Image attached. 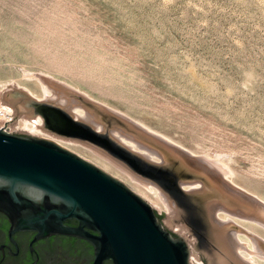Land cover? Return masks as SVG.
I'll return each instance as SVG.
<instances>
[{"label": "rangeland", "instance_id": "1", "mask_svg": "<svg viewBox=\"0 0 264 264\" xmlns=\"http://www.w3.org/2000/svg\"><path fill=\"white\" fill-rule=\"evenodd\" d=\"M45 76L73 98L88 95L105 104L107 127L134 131L130 122L145 135L152 133L142 140L151 147H180L227 165L231 173L225 181L264 203V0H0V89L7 93L15 85L31 98L32 93L43 97ZM17 101L22 104L20 99L10 104ZM33 103L26 106L57 135L121 161L123 167H117L91 147L63 142L152 204L165 226L188 240L192 264H212L218 250L212 223L209 232L201 227L199 211L179 198L175 179L150 166L161 160L57 104ZM16 134L41 136L28 130ZM124 168L149 180L153 191ZM155 188L175 200L193 233L181 234L166 222L167 213L155 204ZM209 188L216 189L211 182ZM237 221L245 230L258 229L264 248V231ZM239 237L250 248L246 233Z\"/></svg>", "mask_w": 264, "mask_h": 264}, {"label": "water", "instance_id": "2", "mask_svg": "<svg viewBox=\"0 0 264 264\" xmlns=\"http://www.w3.org/2000/svg\"><path fill=\"white\" fill-rule=\"evenodd\" d=\"M151 148L161 162L150 161L160 167L150 166L175 179L179 198L197 208V221L209 232L210 201L198 195L204 181L187 169L198 168L201 161L181 153L185 166L180 167L179 158L166 163L162 152ZM194 183L202 187H181ZM0 211L8 216L12 230H34L37 239L62 234L88 240L94 247L92 264L106 260L192 264L188 240L169 230L147 200L119 178L45 137L0 129ZM213 218L219 220L215 214ZM70 219L78 225L67 224Z\"/></svg>", "mask_w": 264, "mask_h": 264}, {"label": "bare ground", "instance_id": "3", "mask_svg": "<svg viewBox=\"0 0 264 264\" xmlns=\"http://www.w3.org/2000/svg\"><path fill=\"white\" fill-rule=\"evenodd\" d=\"M45 78L47 77L45 76ZM49 79L50 78L43 79V80L40 79V81L44 83V85L42 84L44 86L43 97H35L34 93H32L31 94L32 98H31L29 92L26 93L23 90H19L17 89L15 85H13V88H16V89H9V90L6 89L7 93H5L4 100H6L7 102L9 101L8 103H10V100L15 102V100L20 99V101L22 102L21 104L19 101H17L14 105H17L19 110L22 111L20 126H22L23 129L28 130L34 134H40L41 137L51 139L59 143L62 146H64L63 142H66V141L72 142V143L74 142L82 143L84 146L91 147L94 152L102 156L105 160L116 165L117 167H120L123 165V164L120 165L121 161L119 164V161L118 162L115 161V158L112 159L108 154H103V152H101L99 149L94 148V146L93 147L90 146L86 142H82V140L80 141V140L73 139L70 137H64V136L57 135L52 129H50L46 125V122L44 121V117L41 116L40 114H37L39 119L37 118L36 123H34L31 120V116L32 114H34V108H32L31 106H28V107H31V108H28L26 106V103L28 105H30V103L31 105H35V103H33L34 101L37 102V100H46L48 102L61 106V108H64V110L68 111L75 118L81 119L82 121H85L91 124L92 126H94L100 131L108 130L109 133L114 138L130 146L132 149H134V151L137 150L150 159H153L156 161L161 160L160 155L156 153V151L153 150L148 144L143 142L145 140L143 138H145V136H148V135L150 138L151 137L150 134L152 133L148 132V135H145L146 132H144L143 130L141 131V129L136 127L137 125L135 126L134 124L133 126V123L130 124V122H127L129 123V125L127 126L129 127V129L131 128L134 131L123 129L121 127H118L117 125L111 128L107 127L103 119V115H102L104 111H106L105 104L99 103L96 100L94 101L91 99L90 100L87 99L88 95L86 96V98L84 97L85 99L75 98V97L73 98L72 96H69V93H67L66 87L61 88L58 86V84L56 85V82L54 84V82H52V80L50 81ZM109 111L111 114V109ZM118 112L119 111H117L116 113ZM122 114L120 113V115H117V114L116 115L121 116V119L123 118V121H124L125 120L123 117L124 115ZM125 118H128V117H125ZM162 142H161V145H162ZM154 143L156 144V142ZM158 147L159 148L157 147L156 148L162 152L166 163L171 162L173 158H179L180 159L179 166L180 167L185 166L184 160L180 158L181 153H186L187 155L193 156L199 159L202 163L201 166H199L198 168H193V167L191 168L187 166V169L188 171L194 172V174L197 177H200L203 179L204 181L203 187H205L206 189L202 187V191H199L198 195L201 196L203 201H210V203L209 204L207 203V206H206L207 207L206 208L207 217L209 219V222L212 223V226H211L212 227L211 235L213 237L212 241L215 243L214 245H216L217 247L216 249H218V250L214 249L215 252L213 250L214 253L211 254L212 264H233V263L235 264H260L256 261V258L264 259V248L262 246L263 241L262 239L259 238V235H261V232L259 233L258 229H256L255 227H254L255 229H253L254 233L253 231L245 230L242 224L239 221H237V219L253 223L255 224V226L257 225L256 226L257 228L264 231V203L261 201L255 200L254 196H251V194L250 195L247 193L245 194V191L238 189V188L236 189L232 187L229 183H227V181H225V179L229 178L228 174L231 173L226 170L227 168L225 167L227 165L223 166L219 161L212 160V159L208 160L207 158H203L199 155L198 156H195L193 154L191 155V153H187L185 151L186 149L183 150V148L180 149V147L179 148L172 147L171 145L170 147L169 146L164 147L163 145L158 146ZM126 172L128 173V175L130 176L132 180L140 183L141 185H143L144 188L153 191V188L149 185L150 184L148 182L149 180L146 181L142 179L136 174H133L131 170L126 171ZM210 182L213 186H215L216 188L215 190H212L213 188L212 189L209 188ZM184 186H188V188L186 189L189 190L193 187H196L197 184H193V185L184 184ZM154 192L156 194L155 196L156 206H158L160 210H164L167 213L166 222L171 227L179 231L181 234H185V235L190 234L192 232V228L185 220L175 200H173L171 196L163 189L155 188ZM204 195L206 197L211 195V199H207L206 197H204ZM221 213L224 214V217L221 216ZM214 214L217 215L218 218L220 219L215 220L213 218ZM242 231L246 233V235L250 238V241H251L250 248L248 247V243L242 242L241 238L239 237V233H241ZM244 250L247 251V254H244Z\"/></svg>", "mask_w": 264, "mask_h": 264}, {"label": "flooded vegetation", "instance_id": "4", "mask_svg": "<svg viewBox=\"0 0 264 264\" xmlns=\"http://www.w3.org/2000/svg\"><path fill=\"white\" fill-rule=\"evenodd\" d=\"M78 225L76 219L66 221ZM94 247L86 239L62 234L36 238L34 230H12L0 211V264H92ZM104 264H114L106 260Z\"/></svg>", "mask_w": 264, "mask_h": 264}, {"label": "built area", "instance_id": "5", "mask_svg": "<svg viewBox=\"0 0 264 264\" xmlns=\"http://www.w3.org/2000/svg\"><path fill=\"white\" fill-rule=\"evenodd\" d=\"M5 90L0 89V129H4L8 132L16 133L17 130H24L21 125V110L17 105L7 103L4 100ZM38 115L34 112L31 116V120L36 123ZM39 119V118H38ZM38 136V135H33Z\"/></svg>", "mask_w": 264, "mask_h": 264}]
</instances>
